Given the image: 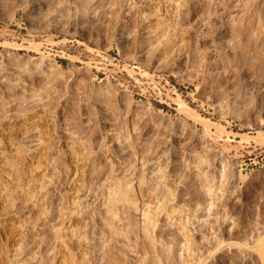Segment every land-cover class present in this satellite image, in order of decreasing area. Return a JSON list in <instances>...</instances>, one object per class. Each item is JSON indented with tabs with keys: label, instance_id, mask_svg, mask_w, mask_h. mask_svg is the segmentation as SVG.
Masks as SVG:
<instances>
[{
	"label": "rangeland",
	"instance_id": "374dc122",
	"mask_svg": "<svg viewBox=\"0 0 264 264\" xmlns=\"http://www.w3.org/2000/svg\"><path fill=\"white\" fill-rule=\"evenodd\" d=\"M0 150V264H264V0H0Z\"/></svg>",
	"mask_w": 264,
	"mask_h": 264
},
{
	"label": "bare ground",
	"instance_id": "6f19581e",
	"mask_svg": "<svg viewBox=\"0 0 264 264\" xmlns=\"http://www.w3.org/2000/svg\"><path fill=\"white\" fill-rule=\"evenodd\" d=\"M7 50V49H6ZM9 50V49H8ZM7 53V52H6ZM42 57V56H41ZM42 59V58H41ZM44 59V58H43ZM40 59L38 58L37 59V61L38 62H42L41 60L39 61ZM34 63V62H33ZM35 63H36V60H35ZM35 63H34V65H35ZM40 63H38V65H36V68H38V69H41V65H40ZM46 63V62H45ZM42 64V63H41ZM39 65L41 66V67H39ZM38 66V67H37ZM52 67V69L53 70H56V69H54V67L53 66H50V68ZM48 69H49V67H48ZM51 70V69H50ZM49 70V71H50ZM54 73V72H53ZM52 74V73H51ZM144 109V108H143ZM146 109V108H145ZM148 109V111H149V108H147ZM146 109V110H147ZM2 148V147H1ZM1 151V150H0ZM4 152V151H3ZM2 152V154H4ZM18 152H20L19 150H18ZM17 152V153H18ZM1 153V152H0ZM18 155H21V154H19L18 153ZM35 156V155H34ZM88 156H89V154H88ZM20 159V158H19ZM50 159V158H49ZM89 158H87L86 159V157H85V161L86 160H88ZM92 159V158H91ZM145 159V158H144ZM21 160H22V156H21ZM19 161V160H18ZM58 161H59V158H58ZM93 161V160H92ZM145 161V160H144ZM22 162V161H21ZM57 162V161H56ZM56 162H55V166H57V164H56ZM156 163H158V162H156ZM161 163V162H160ZM157 164L158 166L159 165H161V164ZM22 164V163H21ZM50 164V163H49ZM62 164H65L64 162L62 163ZM67 164V163H66ZM65 164V165H66ZM8 165H11V163H9ZM12 166V165H11ZM10 166V167H11ZM49 166V165H48ZM2 167V166H1ZM9 166L7 167L8 169L10 168ZM39 167H41V166H39ZM160 167V166H159ZM158 167V168H159ZM4 168H6L5 166H4ZM4 168L2 169V170H4ZM6 168V169H7ZM136 168V167H135ZM161 168L163 169V167L161 166ZM154 169V168H153ZM162 169L160 170H157V168H156V172H158L159 171V173L161 172V174H162ZM165 169V172H166V168H164ZM163 169V170H164ZM11 171H13L12 170V168L10 169ZM54 170V169H53ZM19 171V169L17 170V171H14V172H17L18 174L19 173H21L20 171ZM55 171V170H54ZM130 171V170H129ZM129 171H127V172H129ZM56 172V171H55ZM55 172H53L52 173V176H53V174H54V178H52V184L55 186L56 185V182H57V179H58V176L57 175H59L57 172V175L55 176ZM97 172V171H96ZM132 172V171H131ZM144 172V171H143ZM152 172V171H151ZM155 172V173H156ZM103 173V172H102ZM136 173V175H137V171L135 172ZM153 173H154V171H153ZM164 173V172H163ZM17 174V175H18ZM36 174H38V173H36ZM98 174V173H97ZM129 174V173H128ZM35 175V174H34ZM99 175V174H98ZM97 175V176H98ZM102 175V174H101ZM105 175V174H104ZM108 175V174H107ZM126 175H127V173H126ZM133 175V174H132ZM154 175H156V174H154ZM14 176V175H13ZM31 176H32V174H31ZM38 176L40 177V174H38ZM145 176V175H144ZM50 177V176H49ZM55 177H57V178H55ZM83 176H80V179L82 178ZM95 177V176H94ZM104 177V176H103ZM110 177H111V175H110ZM113 177H114V175H113ZM129 177H131V173H130V176ZM133 177H135V174L133 175ZM162 177H164V176H162L161 175V177L159 176V180H161V178ZM13 178H15V177H13ZM20 178V177H19ZM33 178V177H32ZM31 177H30V179L31 180H34V179H32ZM36 178H37V175H36ZM35 178V179H36ZM77 178V177H76ZM79 178V177H78ZM85 178V177H84ZM108 178H109V176H108ZM112 178V177H111ZM117 178V177H116ZM121 178V177H120ZM132 178V177H131ZM130 178V179H131ZM50 179V178H49ZM48 179V180H49ZM68 179V178H67ZM70 179V178H69ZM79 179V180H80ZM93 179V178H92ZM95 179H96V177H95ZM112 179H115V178H112ZM112 179H110V180H112ZM127 179V178H126ZM129 179V178H128ZM157 179V178H156ZM165 179H166V177H165ZM14 180V179H13ZM88 180H89V178H88ZM116 181H118V179H115ZM123 180V179H122ZM139 180H141V179H139ZM147 180V179H146ZM151 179H149V181H150ZM164 180V179H163ZM28 181H30V180H28ZM34 181H36V180H34ZM49 181H51V180H49ZM85 181V182H84ZM95 181H97V179L95 180ZM94 180H93V182L96 184L97 182H95ZM130 181V180H129ZM148 181V180H147ZM153 181V180H152ZM156 181V180H155ZM80 182H82V179H81V181ZM83 182L84 183H86L87 181L86 180H84L83 179ZM106 182V181H105ZM114 182V181H113ZM119 182L121 183V181H120V179H119ZM134 182H136V180L134 181ZM134 182H132L133 184H134ZM146 182V181H145ZM161 182V181H160ZM160 182H159V184H160ZM165 182H166V180H165ZM29 183H31V181L29 182ZM47 183V182H46ZM68 184H69V181L67 182ZM83 183V184H84ZM88 183L90 184V182L88 181ZM141 183H142V181H141ZM163 183V182H162ZM87 184V183H86ZM113 184V183H112ZM111 183L109 184V186L108 185H106V186H108V189L111 191H108L109 193H106V195H104L105 197H103V198H105L103 201H102V204H105L106 206H104V207H106V209L105 210H99V215L106 221L104 224L107 226V228L106 227H100L101 228V233L103 234V235H105L104 236V239H103V237H101V236H103V235H101L100 236V239L103 241H109V247L111 248V246H112V242L113 241H115V240H118V239H120V238H118V237H120V235H123V236H125V237H127V238H125V239H128V237H129V234H130V232L132 231V226H131V216H130V213H131V210H132V208H136V209H138L140 206L139 205H137L138 203H139V201H134L133 200V198H131V191H133V190H130V189H133L132 188V186H130V184L129 183H127V182H125V183H122V184H120V186L119 187H116V188H112L111 187V185H112ZM158 183H157V185H159ZM165 184V183H164ZM43 184H41V186H42ZM62 185V184H61ZM65 185H66V183H65ZM88 185V184H87ZM98 185H100V184H98ZM132 185V184H131ZM140 186H141V184H139ZM139 185H138V188L140 189L141 187H143V186H141V187H139ZM163 185V184H162ZM166 185V184H165ZM164 185V186H165ZM37 186V185H36ZM39 186V185H38ZM50 186H51V182H50ZM63 186V185H62ZM73 186V185H72ZM81 186H83V185H81ZM106 186H104V187H106ZM113 186H118L117 184L116 185H113ZM131 188H130V187ZM135 186V185H134ZM159 186H161V184L159 185ZM206 186H208V185H206ZM65 187V186H64ZM84 187H85V184H84ZM88 187V186H87ZM87 187H85V190H86V192L88 193V190L86 189ZM93 188H92V190L90 189L89 191H91V193H93L92 191H93V189H94V187L95 186H92ZM110 187V188H109ZM77 188V187H76ZM90 188V187H89ZM155 188V187H154ZM166 188H167V186H166ZM42 190H40V189H38V190H40L41 192L42 191H44V190H46V189H44L43 190V188H41ZM77 189H80V188H77ZM76 189V191H79V190H77ZM96 189V188H95ZM101 189V188H100ZM112 189V190H111ZM138 189V190H139ZM142 189V188H141ZM140 189V191H139V193L138 194H136V195H139V197H140V194L141 193H143V191ZM150 189H151V187H150ZM149 189V190H150ZM153 189V188H152ZM209 189V188H208ZM28 190V189H27ZM72 190V187H67V191L68 192H70ZM104 190H105V188H104ZM76 191H74L75 193H76V196H77V198H78V195H77V192ZM96 191V190H95ZM100 191V190H99ZM147 191H148V189H147ZM170 191V190H169ZM212 191V190H211ZM32 192V191H31ZM36 192H38V191H36ZM41 192H39V195L41 194V196H42V194L44 193H41ZM46 193H47V190L45 191ZM134 192V191H133ZM141 192V193H140ZM149 192H152V191H149ZM10 193H12L11 191H10ZM27 193V192H26ZM33 193V192H32ZM71 193H73V192H71ZM102 193H103V191H102ZM135 193H136V191H135ZM147 193V192H146ZM169 193V192H168ZM171 193H173L172 192V189H171ZM170 193V194H171ZM175 193V192H174ZM8 194V193H7ZM6 194V195H7ZM28 194H30L31 195V193H29V191H28ZM49 195H51L50 193H48ZM101 194V193H100ZM3 195V194H2ZM6 195L4 194V196H5V198H6ZM12 195V194H11ZM20 195V194H19ZM22 195V197H23V194H21ZM29 195V196H30ZM35 195V194H34ZM43 195H45V194H43ZM72 195V194H71ZM102 196H103V194H101ZM148 195V194H147ZM152 195H153V193H152ZM169 195V194H168ZM173 195V194H172ZM8 196H9V194H8ZM28 196V197H29ZM32 197H33V195H31ZM31 196H30V198H31ZM134 196V195H133ZM149 196V195H148ZM17 198L16 199H18L17 201L19 202L20 200H22V199H20L19 200V196H16ZM25 197V196H24ZM44 197V196H43ZM45 197H46V195H45ZM50 197V196H49ZM88 197V196H87ZM175 197H176V194H175ZM8 199H9V197H7ZM10 198H11V196H10ZM64 198V197H63ZM99 198V197H98ZM136 198V197H135ZM141 198H142V196H141ZM172 198H174V197H172ZM171 198V199H172ZM8 199H7V201H8ZM15 199V200H16ZM26 199H27V197H26ZM33 199V198H32ZM137 199V198H136ZM170 199V198H169ZM170 199V200H171ZM29 200V199H28ZM44 200H46V199H44ZM53 200L54 199H52V205H51V208H50V210H51V214H52V219H54L55 217H53V216H55V213H56V210H58V207H57V204L55 203V202H53ZM12 201V200H11ZM65 201H66V203L63 205V207H61V212L63 213L61 216H62V220H64V222L63 223H65L66 221L65 220H75V222H76V217L74 218L73 217V214L71 213V209L73 208V206H75L74 204H73V206L71 205V204H67V203H69L68 202V200H66V198H65ZM73 201V200H72ZM15 202V201H14ZM28 202V201H27ZM57 202V201H56ZM77 202V201H76ZM76 202H74V203H76ZM95 202V201H94ZM146 202V201H145ZM163 202V201H162ZM171 202V201H170ZM24 203V202H23ZM45 203V202H44ZM93 203V202H92ZM4 204V203H3ZM9 204V203H8ZM17 204V203H16ZM11 205V204H10ZM13 205H14V203H13ZM76 205L77 206H79V205H82L81 204V202H77L76 203ZM147 205H148V202H147V204H146V207H147ZM14 206H16V205H14ZM41 206V205H40ZM145 206V205H144ZM163 206V205H162ZM7 207V206H6ZM13 207V206H12ZM43 208H44V206H42ZM148 207H150V203H149V206ZM161 207V206H160ZM43 208H41V210L43 209ZM100 208V207H99ZM98 208V209H99ZM102 208V207H101ZM141 208V207H140ZM6 209V208H5ZM38 209V208H37ZM48 209V208H47ZM79 209H81V208H78V210ZM84 209H86V208H84ZM88 209V208H87ZM86 209V210H87ZM148 209V208H147ZM40 210V209H39ZM44 210L45 209H43L42 211H40V212H44ZM49 210V209H48ZM67 210V211H66ZM89 210V209H88ZM120 210H121V213H119L120 212ZM141 210V209H140ZM98 211V210H97ZM139 212V210H136V212ZM143 211V210H142ZM148 211V210H147ZM150 211V210H149ZM148 211V212H149ZM175 211V210H174ZM177 211V210H176ZM48 212V211H47ZM76 212V211H75ZM89 212H92V211H90L89 210ZM145 212V211H144ZM148 212L147 213H145V214H147V215H145V217H147V220L149 221H151L152 219L153 220H155L154 218H152L153 216H152V214H150V216H148ZM58 213V212H57ZM56 213V214H57ZM78 213L80 214V213H82L81 215H82V217H80V218H77V222L78 223H84L86 220L85 219H88L89 220V218H90V220L93 222V220H96V216L93 214V217L91 216V217H89V215H87V212H85V210L83 211V209L82 210H79L78 211ZM143 213V212H142ZM50 214V215H51ZM59 214V213H58ZM57 214V215H58ZM65 214H66V216H65ZM91 214V213H90ZM127 215V216H126ZM60 216V217H61ZM79 215L77 214V217H78ZM143 216H144V213H143ZM48 217H50V216H48ZM57 217H59V216H57ZM141 218V217H140ZM61 219V218H60ZM80 219V220H79ZM146 219V218H145ZM85 220V221H84ZM146 220V221H147ZM120 221H124V228H122V227H120L119 225H118V222H120ZM87 222H89V221H86V223ZM154 222V221H153ZM60 223V222H59ZM94 223V222H93ZM150 223H152V222H150ZM154 223H156V222H154ZM89 224V223H88ZM146 224H148V223H146ZM65 225V224H64ZM77 225V224H76ZM91 225H93V224H91ZM96 225V224H95ZM95 225H93V226H95ZM53 226V225H52ZM62 225H60V227H61ZM73 226V225H72ZM72 226H71V228H72ZM134 226V225H133ZM136 226V225H135ZM70 227V226H69ZM96 227V226H95ZM151 227H152V224H151ZM61 228H63V227H61ZM61 228H58V227H56L55 225L53 226V230L51 231V237L53 238V241H55V240H57V241H59L60 239L61 240H66V239H63V234H62V229ZM147 228H148V225H147ZM84 229V228H83ZM95 229V228H94ZM72 230H74V229H72ZM92 230V229H91ZM148 230L149 229H146L145 231L146 232H148ZM123 231H125V233H123ZM70 232H71V230H70ZM94 232V231H93ZM151 232V231H150ZM65 233V232H64ZM73 234H74V231L72 232ZM85 233V232H84ZM84 233H83V235H84ZM87 233V232H86ZM90 233H91V231H90ZM47 234V233H46ZM66 234V233H65ZM151 234H153V232H151ZM154 236H152V237H155V234H153ZM183 235H184V233H183ZM74 236V235H73ZM72 236V237H73ZM79 236H80V234H79ZM86 236V235H85ZM91 236V235H90ZM187 236V235H186ZM186 236H184V237H186ZM49 237V236H48ZM65 237H67L66 235H65ZM88 237V235L86 236V238ZM157 237V236H156ZM159 237H161V236H159ZM163 237V236H162ZM177 237V236H176ZM79 238V237H78ZM82 238H84V237H82ZM86 238H84L83 240L85 241V242H87V240H86ZM179 238V237H178ZM186 238H188V237H186ZM186 238H185V240H186ZM49 239V238H48ZM69 239L70 238H68V241H69ZM80 239V238H79ZM79 239H77V240H79ZM94 239H95V237H94ZM147 239H149V237L147 238ZM162 239V241L164 240L163 238H161ZM154 240H156L155 238L153 239V241ZM101 241V242H102ZM112 241V242H111ZM129 241V240H128ZM152 241V240H151ZM189 242V239H187L186 240V242ZM52 242V241H51ZM105 242V244L107 245V243ZM130 242V241H129ZM155 242V241H154ZM158 242V241H157ZM177 242V241H176ZM185 242V243H186ZM94 243V242H93ZM103 243V242H102ZM101 243V244H102ZM125 243V242H124ZM137 243V242H136ZM153 243V242H152ZM166 243V242H165ZM183 243V242H182ZM55 244V243H54ZM62 244V243H61ZM87 244V243H86ZM86 244L84 245V246H86ZM104 244V243H103ZM63 245H65V244H63ZM125 245V244H124ZM126 245H127V243H126ZM132 245H133V243H132ZM132 245H129L131 248L133 247ZM163 245V244H162ZM165 245V244H164ZM168 245V244H167ZM166 245V246H167ZM56 245H54V247H55ZM83 246V245H82ZM149 246H151V245H149ZM153 246H156V245H153ZM170 246V245H169ZM66 247V246H65ZM68 247V246H67ZM67 247L66 248H64V249H67ZM79 247V246H78ZM81 247V246H80ZM104 247V246H103ZM118 247H120V246H118ZM168 247V246H167ZM88 249H89V247H87ZM135 248V247H134ZM166 248V247H165ZM81 249V248H80ZM94 249H95V247H94ZM104 249H105V247H104ZM143 249V248H142ZM52 250V249H51ZM68 250V249H67ZM91 249H89L88 251H90ZM106 250V249H105ZM105 250H103V252L105 251ZM120 250H121V248H120ZM132 250H134L135 251V249H133L132 248ZM149 250H150V248H149ZM148 250V251H149ZM85 251V250H84ZM87 251V250H86ZM102 251V250H101ZM119 251V250H118ZM117 251V252H118ZM102 252V253H103ZM146 253H147V251H145ZM156 252V251H155ZM167 252H168V250H167ZM86 253V252H85ZM89 253V252H88ZM92 253V252H91ZM145 253V254H146ZM120 254H121V252H120ZM135 254H136V252H135ZM70 255V254H69ZM72 255V254H71ZM86 255H88V254H86ZM90 255V254H89ZM101 255H103V254H101ZM126 255V254H125ZM163 255V254H162ZM171 255V254H170ZM96 256V255H95ZM105 256V255H104ZM138 256H141V254L139 255V253H138ZM144 256H146V255H144ZM69 257V256H68ZM68 257H67V260H68ZM73 257V256H72ZM89 257V256H88ZM87 257V259H89ZM112 257V256H111ZM124 257H126V256H124ZM162 257V256H161ZM93 258V257H92ZM95 258V257H94ZM106 258V257H105ZM128 258V257H127ZM126 258V259H127ZM143 258V257H142ZM55 259V258H54ZM73 259V258H72ZM155 259V258H154ZM153 259V260H154ZM74 260V259H73ZM83 260V259H82ZM84 260H86V259H84ZM94 260V259H93ZM102 260V259H101ZM101 260H100V262H101ZM103 260H104V258H103ZM102 260V261H103ZM144 260V259H143ZM145 260H147V259H145ZM88 261V260H87ZM161 261H162V259H161ZM160 261V262H161ZM171 261V260H170ZM173 261V260H172ZM264 261V260H263ZM71 262H73V261H71ZM75 262V261H74ZM74 262H73V264H74ZM117 262V261H116ZM125 262H126V260H125ZM142 262V261H141ZM146 262V261H145ZM152 262H154V261H152ZM53 263H54V260H53ZM66 263H67V261H66ZM87 263H91L90 261L89 262H87ZM81 264H84V263H81ZM92 264V263H91ZM108 264V263H107ZM130 264V263H129ZM142 264V263H141ZM160 264H162V263H160Z\"/></svg>",
	"mask_w": 264,
	"mask_h": 264
}]
</instances>
